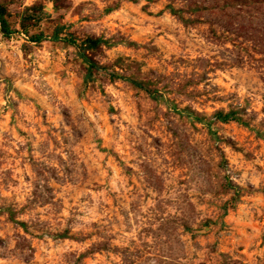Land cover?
<instances>
[{
  "label": "clouds",
  "instance_id": "obj_1",
  "mask_svg": "<svg viewBox=\"0 0 264 264\" xmlns=\"http://www.w3.org/2000/svg\"><path fill=\"white\" fill-rule=\"evenodd\" d=\"M0 264H264V0H0Z\"/></svg>",
  "mask_w": 264,
  "mask_h": 264
}]
</instances>
